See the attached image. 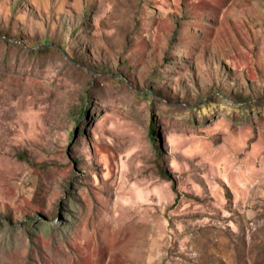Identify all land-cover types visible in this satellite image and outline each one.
I'll return each mask as SVG.
<instances>
[{"label":"rangeland","instance_id":"374dc122","mask_svg":"<svg viewBox=\"0 0 264 264\" xmlns=\"http://www.w3.org/2000/svg\"><path fill=\"white\" fill-rule=\"evenodd\" d=\"M0 264H264V0H0Z\"/></svg>","mask_w":264,"mask_h":264},{"label":"trees","instance_id":"16d2710c","mask_svg":"<svg viewBox=\"0 0 264 264\" xmlns=\"http://www.w3.org/2000/svg\"><path fill=\"white\" fill-rule=\"evenodd\" d=\"M20 44H21L22 46L26 47L27 49L32 48L31 50H29V53H31V54H38V53L45 52V49H42L40 46L29 47V46H27V45H26L25 43H23V42H20ZM48 45H50L49 42H46L45 46H48ZM38 47H40V48H38ZM60 52H61V51H60ZM146 95L152 98V97L154 96V93H153V92H150V93H147ZM87 106H88V102L85 103L84 108L80 111V112H81V116H87V115H88V112H87ZM152 121L154 122V119H152ZM150 133L152 134V138H153V140L156 141V140H155V139H156V138H155V136H156V132H155L154 126L150 129ZM72 138H73V137H72ZM161 174H162L163 176H166V175H167V173L164 172L163 170L161 171Z\"/></svg>","mask_w":264,"mask_h":264}]
</instances>
